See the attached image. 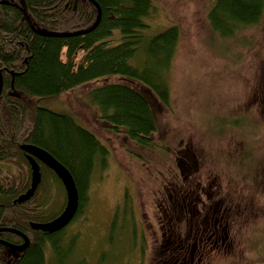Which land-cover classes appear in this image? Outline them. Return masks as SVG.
Returning a JSON list of instances; mask_svg holds the SVG:
<instances>
[{
  "label": "rangeland",
  "instance_id": "374dc122",
  "mask_svg": "<svg viewBox=\"0 0 264 264\" xmlns=\"http://www.w3.org/2000/svg\"><path fill=\"white\" fill-rule=\"evenodd\" d=\"M215 1L151 0L144 39L172 27L179 31L164 75L169 108L159 111L162 131L155 140L166 150L179 141L189 143L199 167L212 171L208 180H219L231 190L230 249L219 248L206 264H264V14L257 25L234 29L226 37L208 25ZM118 41L115 31L112 42ZM138 49L130 65L142 70L143 45ZM103 81L37 100L41 108L74 117L100 139L108 155L107 167L92 163L86 204L62 230V249L72 248L65 264H159L151 263L159 253V232L154 237L142 223L137 202L142 199L146 205L151 180L124 154L123 137L99 128L100 113L87 96ZM36 197L43 204L42 219L64 208L63 186L52 175H42ZM53 252L44 251L47 264H59Z\"/></svg>",
  "mask_w": 264,
  "mask_h": 264
},
{
  "label": "trees",
  "instance_id": "16d2710c",
  "mask_svg": "<svg viewBox=\"0 0 264 264\" xmlns=\"http://www.w3.org/2000/svg\"><path fill=\"white\" fill-rule=\"evenodd\" d=\"M92 1L100 11L95 29L59 38L36 34L24 13L34 29L69 34L91 28L97 7L86 0H0V230L18 231L29 240L25 251L12 260L0 244V264H47L44 251L49 249L59 264H65L72 251L70 245L66 250L60 245L63 231L45 234L30 229V223L54 219L41 218L43 204L37 192L28 202L15 204L30 186L23 146L45 150L69 171L78 191L76 216L86 204L92 163L98 161L101 167L106 163L107 151L92 132L70 115L41 108L37 100L54 99L104 80L87 96L100 113L99 128L123 137L125 154H130L129 145L145 150L153 146L151 136L162 123L159 111L169 108L164 75L175 54L178 28L145 40L151 0ZM263 14L264 0H216L207 21L229 37L234 29L257 25ZM115 31L120 35L118 43L112 42ZM140 45L142 70L130 65ZM1 233V241H20L10 232Z\"/></svg>",
  "mask_w": 264,
  "mask_h": 264
},
{
  "label": "flooded vegetation",
  "instance_id": "af4514ba",
  "mask_svg": "<svg viewBox=\"0 0 264 264\" xmlns=\"http://www.w3.org/2000/svg\"><path fill=\"white\" fill-rule=\"evenodd\" d=\"M161 131L159 126L151 136L153 146L148 150L133 144L129 145L130 154L124 153L137 162L133 165L140 166L145 180L150 179L153 185L146 205L142 199L137 201L142 223L154 237H157L156 229L160 235V242L156 243L160 253L151 263L206 264L211 258L209 255L219 248L230 249L231 190L224 189L219 180H208L212 171L205 172L199 167L202 166L200 159L189 143L183 145L179 141L175 148H163L165 145L155 140ZM199 152L202 153L200 149ZM40 171L41 181L44 173H52L46 166H40ZM17 237L19 242H2L11 246L23 244ZM0 244L11 252L1 240ZM6 257L11 258V254L7 253Z\"/></svg>",
  "mask_w": 264,
  "mask_h": 264
},
{
  "label": "water",
  "instance_id": "95a60500",
  "mask_svg": "<svg viewBox=\"0 0 264 264\" xmlns=\"http://www.w3.org/2000/svg\"><path fill=\"white\" fill-rule=\"evenodd\" d=\"M87 2L93 4L96 6V4L92 0H86ZM97 7V6H96ZM98 9V7H97ZM24 18L26 22L29 24V26L34 30V32L40 36L45 37H59V38H65V37H72L77 35H83L91 32L99 23L100 19V11L98 9V16L95 24L82 32L78 33H48L41 29H34L27 18V15L24 13ZM2 89V81L0 76V94ZM22 150L26 153V160L30 166L31 169V181H30V188L26 191V193L22 196H20L16 203L21 204L26 201H28L36 191L38 185L40 184V173H39V164H43L47 166L59 179L61 182L65 196H66V202L64 211L55 218L54 220L44 223V224H31V228L34 231H40L41 233L45 234H55L59 231H61L63 228H65L74 218L75 214L77 213L78 209V192L77 188L75 186L74 180L69 173V171L60 164L55 158H53L49 153H47L45 150L39 149L37 147L31 146V145H25L22 147ZM0 232H10L15 236H19L23 240V244L21 246H11L8 243L2 242L1 243L16 253H21L24 251L29 244L28 239L20 232L15 230H0Z\"/></svg>",
  "mask_w": 264,
  "mask_h": 264
}]
</instances>
